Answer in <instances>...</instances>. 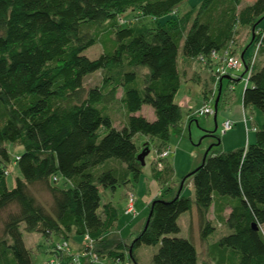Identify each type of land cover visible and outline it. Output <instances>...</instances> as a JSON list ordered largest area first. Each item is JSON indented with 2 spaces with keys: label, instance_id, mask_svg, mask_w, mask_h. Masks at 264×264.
<instances>
[{
  "label": "trees",
  "instance_id": "trees-1",
  "mask_svg": "<svg viewBox=\"0 0 264 264\" xmlns=\"http://www.w3.org/2000/svg\"><path fill=\"white\" fill-rule=\"evenodd\" d=\"M186 2L0 0V212L5 211L0 264H34L22 229L43 236L50 259L61 263L68 258L54 245L68 242L73 233L81 238L75 252L87 235L99 259L81 257L80 264H137L134 250L141 245L156 247L149 264H198L194 241L177 236L178 217L191 209L192 199L172 181L167 158L163 170L152 164L160 195L148 205L146 226L128 243L115 234L116 207L111 201L100 203L101 192L138 181L142 165L136 156L149 149L148 143L141 149L135 143L138 134L158 139L159 151L171 132H182L181 107L174 99L181 84L180 51L189 59L205 57L209 67L212 51L221 52L230 41V53L238 54L237 26L249 27L243 45L254 48L258 40L260 45L241 104L264 112V57L256 59L260 50L264 54V34L249 43L254 25L264 29V0L243 6L242 0H200L185 11ZM128 13L137 21L122 24ZM162 16L167 18L160 23ZM141 18L156 20V26L147 28ZM100 38L102 52L96 58L82 53ZM244 53L249 68L253 51ZM96 71L100 82L85 87L84 76ZM211 91L203 85L204 98ZM116 100L119 118L109 112ZM145 104L153 119L139 113ZM252 129L253 142L228 151L220 148L219 129L208 131L216 141L181 179L191 178L200 239L208 241L213 219L228 231L208 243L211 263L203 264H264V122ZM6 143L23 146L13 161L20 176L11 188L4 181L10 163ZM165 172L172 173V184H165ZM57 176L69 187L55 185ZM36 193L48 195V205Z\"/></svg>",
  "mask_w": 264,
  "mask_h": 264
},
{
  "label": "rangeland",
  "instance_id": "rangeland-1",
  "mask_svg": "<svg viewBox=\"0 0 264 264\" xmlns=\"http://www.w3.org/2000/svg\"><path fill=\"white\" fill-rule=\"evenodd\" d=\"M252 0H242L241 6L250 3ZM200 0H187L185 5V11H187L190 6H196L199 4ZM166 16L159 17L157 19L158 22L163 23L166 20ZM122 19L124 21H122ZM136 16L131 13L125 14L124 17L121 18L122 24L130 23L131 20L137 21ZM142 22L147 28L153 29L156 26V20H151L150 18H141ZM262 23L258 25L260 26ZM105 24L101 25L100 29V36L101 33L104 32ZM238 37L237 43L240 46L241 43H244L247 40L249 35V27L238 25L237 26ZM182 44V43H181ZM246 44V45H245ZM243 46L247 47L244 53V56L251 55L253 51V45H247L245 43ZM102 39L100 38L97 43L91 45L90 47L86 48L82 53L86 55L90 59L96 58L102 52ZM181 50V48H180ZM261 51V50H260ZM257 54L256 59H261L264 57V54L260 53ZM181 52V51H180ZM179 52L178 54V67L180 70V79L181 85L176 94L175 101L181 107V123H182V132L177 135L173 132L170 133L168 142L164 144V146H169L171 151L174 150V157L176 158L175 165H172L173 168V177L172 181L176 184L181 186V194L184 196H189L192 199V207L190 210L183 212L178 217V223L180 230L177 233V236L181 237H190L196 246V250L198 252V264H203V260L211 263L210 258L206 256L208 243L215 241L219 238L222 234L228 233L225 231L222 225H219L214 219L215 229L208 237V241H204L200 239L199 234V223L197 219V214L195 213V204L193 202L194 195H193V188L191 184V178L185 179L182 183L181 179L190 172V155L191 152L197 154L199 156L204 155L205 150L211 144V142H215V138H211L208 135V131L214 130L215 121L218 123V119L214 120L213 115H202L197 116L194 114L196 110L202 107L204 102H207L209 106L214 109V104L217 96H219V101L216 105V111L221 114V116H226L228 114H240L241 119L247 120L248 113L253 112L254 120L257 126H260L262 122H264V112H261L253 107H246L245 113L246 115L242 114V104H241V92L243 90V86L245 83V77L239 78L235 81H230L227 77L221 78V85L219 90V85L214 86L213 77H211V73L209 67L202 64L197 58L189 59ZM257 60V62H258ZM256 62V60H255ZM187 71L194 72L195 78L192 80L186 79L185 80V73L183 69ZM196 71V72H195ZM242 69L238 71L232 72V79L235 80L239 77L242 73ZM192 74V73H191ZM245 75V74H244ZM101 73L99 71L89 73L84 76L83 82L85 87L93 86L100 82ZM203 85L206 86V89L213 90L212 93H208L207 99L203 97L202 89ZM233 87V88H232ZM232 88V89H231ZM219 90V94H218ZM121 90L117 93V97L120 96ZM144 108L142 113L148 115L149 111L152 113L151 106L145 104L143 105ZM233 107V108H231ZM149 109V111H148ZM233 109V111H231ZM109 112L114 115L115 118H119L120 113L122 111L119 107V102L116 100ZM192 115L191 118L193 119L190 122L191 125V132L187 129L185 125H187L186 117ZM247 122V121H246ZM117 124V123H115ZM206 128V129H203ZM216 130V129H215ZM198 134H197V133ZM103 132L99 130V136H102ZM193 134H197L194 136ZM192 136V140L189 137ZM142 134H138L137 137L134 138L136 144H141L144 142L142 138ZM220 148L223 151L234 150L238 147H241L245 144L246 136L245 132L243 131L242 125L236 123L231 130H228L220 135ZM250 142L254 141V132L249 133ZM149 139V138H148ZM149 152L147 155L144 156V165L142 166V172L137 182H127V184H122L116 187L115 191L110 192V190H105L101 192L100 203L103 204L104 202L111 201V203L116 207L118 212V220L116 226L114 227V231L117 238L120 240H124V242L128 243L131 238L134 236V232L139 230L148 215V207L147 202L149 198V194L156 190L155 181L152 179L151 173V162L158 168L159 170L164 169V158L155 159V153L159 149L160 142L156 138L149 139L148 141ZM249 142V143H250ZM6 148L9 154L10 163L6 168V173L4 176V181L7 188H11L14 185L15 177L20 176L18 168L16 164L13 162L15 156H19L23 152V146L13 143H6ZM171 153V152H170ZM167 159L171 160V157H166ZM201 162V161H200ZM171 172L164 174V181L165 184L169 183L172 184L170 180ZM58 180L55 182V185L59 187H69V183L60 176H57ZM177 185V186H178ZM179 189V188H178ZM132 193L134 195V208L136 211V215L134 217L127 215L124 211L127 201V193ZM38 199L48 205L49 199L48 195L36 193ZM194 211V212H193ZM5 211L0 212V228L2 223V218L4 217ZM209 217L212 218L211 214ZM261 231L264 232V224L260 227ZM132 233V234H131ZM23 239L25 245L28 247L30 251V255L32 258V262L35 264L37 262H41L45 264H67L69 262V258L72 254L76 253V249L79 248L78 242L81 240L80 236L71 234L67 249H64V253H61L64 257L68 259L65 260V263H61L62 260L58 259H50L53 257L52 254L47 252V248L49 247L47 243H45V238L36 232H26L22 229ZM114 235V234H113ZM113 239L114 237L111 236ZM116 238V237H115ZM55 239V238H54ZM83 241V240H82ZM56 244V243H55ZM54 251L56 250L54 245ZM155 246H147L141 245L135 248L134 253L137 257V264H149L151 255L155 251ZM68 253V255H67Z\"/></svg>",
  "mask_w": 264,
  "mask_h": 264
},
{
  "label": "built area",
  "instance_id": "built-area-1",
  "mask_svg": "<svg viewBox=\"0 0 264 264\" xmlns=\"http://www.w3.org/2000/svg\"><path fill=\"white\" fill-rule=\"evenodd\" d=\"M259 33L262 36V34H264V29H254V36H256V34L258 35ZM259 45H260V41L258 40L254 44L253 54L251 55V57L248 58L249 68H247L245 61H243V59L240 57L239 52H238V54L237 53L236 54L230 53V51L233 47L232 41H230L226 46H224L222 48L221 52L217 53L216 51H212L211 56H210V60H209L210 65H211V66H209V70H210V73H211L213 80H214V86L216 87L217 84H219L222 77H225V76L231 77L233 75L232 74L233 71H238V70L244 68L245 72L243 74H241L239 76V78L245 77L244 78L245 83L243 86V87H245L248 83L250 68H251L252 64L255 62V56H256V53L258 51ZM197 59L204 65H207V63H208L206 61V58L203 56H199V57H197ZM212 92H213V90H212ZM214 113H215L214 109H212L207 102H204L202 107L194 112V114L197 116L214 115ZM244 120L246 121V119H244ZM232 126H233V123L230 119L224 120L221 124V127L219 128V133L222 134V133L230 130L232 128ZM170 152H171V148L167 145L165 148H163L159 151H156L155 159L158 160L161 158H166L170 154ZM124 211L127 215H130L132 217H134L136 215V211L134 208V195L130 192L127 193V201H126V206L124 208ZM82 242H83V244H82L83 248L81 249V251L78 252L79 254L78 253L72 254L70 256V258H72V261L68 262L67 264H80L79 263L80 258L81 257L84 258L86 256L89 257V259H91V261H94V262H97L99 260L97 253L94 251L93 241L87 235H85L83 237ZM67 244H68V242L65 240L56 242V244H55L56 250L55 251L64 253V249H67V246H68ZM67 255H68V253H67ZM109 264H117V263L112 262ZM126 264H129V263H126Z\"/></svg>",
  "mask_w": 264,
  "mask_h": 264
},
{
  "label": "crops",
  "instance_id": "crops-1",
  "mask_svg": "<svg viewBox=\"0 0 264 264\" xmlns=\"http://www.w3.org/2000/svg\"><path fill=\"white\" fill-rule=\"evenodd\" d=\"M242 45H243V43H241V45L239 46L238 44H237V46H235L236 48V52H240L241 53V47H242ZM184 68V67H183ZM183 72L185 73V80L186 79H189V80H192L193 78H195V76L193 75L194 74V72H191V71H187V70H185V68L183 69ZM196 72V71H195ZM192 73V74H191ZM232 77V76H231ZM227 79H229L228 77H227ZM239 79V77H237L235 80H233V79H229L230 81H235L236 82V80H238ZM180 83H181V80H180ZM219 84L221 85V81L219 82ZM218 84V85H219ZM181 85V84H180ZM180 88V87H179ZM179 90V89H178ZM178 92V91H177ZM177 92H176V94H177ZM176 94H175V97H176ZM204 97V96H203ZM175 99V98H174ZM207 99V98H206ZM218 99H219V96H218ZM218 101L219 100H217V103H218ZM217 103H216V105H217ZM143 108H144V106H142V108H141V110L139 111V113H141L142 115H144L145 117H147L148 119H153V117H154V114H153V112L152 113H150V111H149V109H148V111H149V113H148V115H145L144 113H142V110H143ZM231 108H233V107H231ZM231 111H233V109H231ZM240 114L241 113H238V115L237 114H228L227 113V115L226 116H221V114L220 113H218L217 111H215V114L213 115V117H214V120H215V118H216V120L218 119V123L216 122V124H217V129H219L220 127H221V124H222V122L224 121V120H226V119H230V120H232L233 121V123H234V125L236 124V123H239V124H241L242 125V128H243V131L245 132V136H246V140H245V144L243 145V146H245L246 144H248L249 142H250V138H249V133L250 132H254V130L252 129L254 126H257V124H256V122H255V120H254V114H253V112H251L250 111V113H248V116H246L247 117V122H246V124L245 123H243V120L241 119V117H240ZM242 114L244 115H246V113H245V109H244V107L242 106ZM190 118H191V115H189L188 117H186V121H187V125H185L186 127H187V129L189 130V132H191L192 130H191V125H190V122L191 121H189L190 120ZM115 123H117V122H114V124ZM203 129H206V128H203ZM197 133V132H196ZM198 134V133H197ZM197 134L195 135V134H193L194 136H197ZM137 137V136H136ZM143 139H144V142L143 143H141L140 145L139 144H137L139 147H140V149L142 148V145L143 144H145V143H148L147 141L150 139V137H148V136H146V135H143V137H142ZM149 138V139H148ZM189 139L190 140H192V136H190L189 137ZM148 145V144H147ZM174 153H175V151L174 150H172L171 151V153L167 156V157H173L171 160H169V159H167V161H169L170 163H171V165H175V163H176V158L174 157ZM201 159H202V156H199V155H197V154H194L193 152H191V155H190V164H191V170H193L199 163H200V161H201ZM143 166V165H142ZM151 170H152V162H151ZM191 170H190V172H191ZM152 173V172H151ZM152 179L155 181V187H156V190L154 191V192H152V193H150L149 194V198H148V202H147V207H148V205H149V203H150V201L154 198V197H156V196H159L160 195V184L157 182V180L154 178V177H152ZM191 184H192V182H191ZM194 211H195V213H196V207H195V209H194ZM193 211V212H194ZM132 234V233H131ZM206 256H207V254H206ZM208 257V256H207ZM209 258V257H208ZM204 261V260H203ZM202 261V262H203ZM206 262V261H205Z\"/></svg>",
  "mask_w": 264,
  "mask_h": 264
},
{
  "label": "water",
  "instance_id": "water-1",
  "mask_svg": "<svg viewBox=\"0 0 264 264\" xmlns=\"http://www.w3.org/2000/svg\"><path fill=\"white\" fill-rule=\"evenodd\" d=\"M255 26V25H254ZM254 26L252 27V34H251V39H250V42L249 43H251V41H252V39H253V37H254ZM243 53H244V51H241V53H240V57L243 59ZM225 77H228V76H225ZM219 90H220V85H219ZM219 90H218V94H219ZM217 100H218V96H217V98H216V100H215V104H214V111H216V103H217ZM215 114V113H214ZM217 128V124H216V122H215V126H214V130ZM148 152H149V149L147 148V147H144L138 154H137V159L139 160V162L141 163V165H144V156L145 155H147L148 154ZM204 154H206V151H205V153ZM189 174V173H188ZM182 181V180H181ZM183 182V181H182ZM180 188H181V186H180ZM180 188H179V190H180ZM149 216H150V211L148 212V215H147V218H146V221H145V225H144V227L146 226V224H147V222H148V219H149ZM252 226L254 227V228H257V226H256V224L255 223H252Z\"/></svg>",
  "mask_w": 264,
  "mask_h": 264
},
{
  "label": "clouds",
  "instance_id": "clouds-1",
  "mask_svg": "<svg viewBox=\"0 0 264 264\" xmlns=\"http://www.w3.org/2000/svg\"><path fill=\"white\" fill-rule=\"evenodd\" d=\"M220 85V84H219Z\"/></svg>",
  "mask_w": 264,
  "mask_h": 264
}]
</instances>
